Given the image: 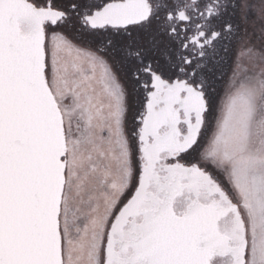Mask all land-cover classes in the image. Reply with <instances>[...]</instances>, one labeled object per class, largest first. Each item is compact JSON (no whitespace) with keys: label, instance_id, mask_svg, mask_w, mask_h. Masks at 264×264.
<instances>
[{"label":"snow or ice","instance_id":"snow-or-ice-1","mask_svg":"<svg viewBox=\"0 0 264 264\" xmlns=\"http://www.w3.org/2000/svg\"><path fill=\"white\" fill-rule=\"evenodd\" d=\"M0 264H264V0H0Z\"/></svg>","mask_w":264,"mask_h":264},{"label":"flooded vegetation","instance_id":"flooded-vegetation-1","mask_svg":"<svg viewBox=\"0 0 264 264\" xmlns=\"http://www.w3.org/2000/svg\"><path fill=\"white\" fill-rule=\"evenodd\" d=\"M140 99H141V97L140 96H137L136 94H133L130 97V100H131L130 105H131V107H130V120L128 122L129 131H131L132 130V127H133V117L135 116V114L139 110V102H140Z\"/></svg>","mask_w":264,"mask_h":264},{"label":"rangeland","instance_id":"rangeland-1","mask_svg":"<svg viewBox=\"0 0 264 264\" xmlns=\"http://www.w3.org/2000/svg\"><path fill=\"white\" fill-rule=\"evenodd\" d=\"M130 103H131V100H130ZM130 120V111H129V114H128V122Z\"/></svg>","mask_w":264,"mask_h":264}]
</instances>
